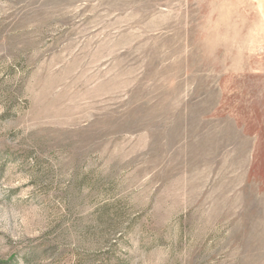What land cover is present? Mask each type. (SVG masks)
Segmentation results:
<instances>
[{"label": "rangeland", "instance_id": "1", "mask_svg": "<svg viewBox=\"0 0 264 264\" xmlns=\"http://www.w3.org/2000/svg\"><path fill=\"white\" fill-rule=\"evenodd\" d=\"M0 264H264V0H0Z\"/></svg>", "mask_w": 264, "mask_h": 264}]
</instances>
